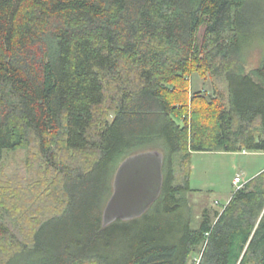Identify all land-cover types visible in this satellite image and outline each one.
I'll return each instance as SVG.
<instances>
[{"label":"trees","instance_id":"16d2710c","mask_svg":"<svg viewBox=\"0 0 264 264\" xmlns=\"http://www.w3.org/2000/svg\"><path fill=\"white\" fill-rule=\"evenodd\" d=\"M196 74L226 95L193 92ZM31 148L59 180L0 190V264H264V170L197 228L190 185L194 153L264 154V0H0V165ZM146 151L160 196L104 226Z\"/></svg>","mask_w":264,"mask_h":264},{"label":"rangeland","instance_id":"374dc122","mask_svg":"<svg viewBox=\"0 0 264 264\" xmlns=\"http://www.w3.org/2000/svg\"><path fill=\"white\" fill-rule=\"evenodd\" d=\"M205 31L206 26H203L198 33L200 43L203 41ZM260 57L257 52L249 59V70L259 65ZM213 81L208 76L202 78L196 74L192 78V91L201 92L202 95L207 94L206 98L209 99L210 96H216L214 87L218 89L217 91H222L225 94V85L218 83L214 86ZM41 164H44V162L38 159L35 148H31L30 152H6L4 162L0 165V190L5 187L14 188L22 183L21 180L25 181L27 175H34L37 181L35 183L42 184L39 187L35 186L37 189L33 192L34 196L37 197L48 192L47 190L50 189L51 185H47L45 178L49 177L53 185L57 179L59 180V175L52 173L48 176L45 166L43 165V168H41ZM190 167L191 188L198 190L191 194L194 206L193 228H197L201 213L200 206L207 204L218 210L225 207L236 191L233 186L236 177L240 176L242 184H244L256 176L258 172L264 170V154L194 153ZM46 186L47 188H45ZM40 191L41 193H39ZM197 259L198 256L191 261V264Z\"/></svg>","mask_w":264,"mask_h":264},{"label":"water","instance_id":"95a60500","mask_svg":"<svg viewBox=\"0 0 264 264\" xmlns=\"http://www.w3.org/2000/svg\"><path fill=\"white\" fill-rule=\"evenodd\" d=\"M163 165L164 156L158 151L139 153L120 165L104 210V226L139 218L148 211L161 194Z\"/></svg>","mask_w":264,"mask_h":264},{"label":"built area","instance_id":"2783aa9c","mask_svg":"<svg viewBox=\"0 0 264 264\" xmlns=\"http://www.w3.org/2000/svg\"><path fill=\"white\" fill-rule=\"evenodd\" d=\"M233 185L236 188V190L237 189H240L243 186V184H242V178L240 176L236 177L235 180H234V182H233Z\"/></svg>","mask_w":264,"mask_h":264},{"label":"crops","instance_id":"0c3cea01","mask_svg":"<svg viewBox=\"0 0 264 264\" xmlns=\"http://www.w3.org/2000/svg\"><path fill=\"white\" fill-rule=\"evenodd\" d=\"M235 180V179H234ZM234 182V181H233ZM234 186V185H233Z\"/></svg>","mask_w":264,"mask_h":264}]
</instances>
